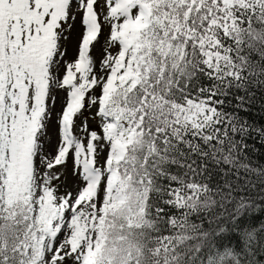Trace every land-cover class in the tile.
<instances>
[{
	"label": "snow or ice",
	"instance_id": "1",
	"mask_svg": "<svg viewBox=\"0 0 264 264\" xmlns=\"http://www.w3.org/2000/svg\"><path fill=\"white\" fill-rule=\"evenodd\" d=\"M262 149L264 0H0V264H264Z\"/></svg>",
	"mask_w": 264,
	"mask_h": 264
},
{
	"label": "trees",
	"instance_id": "2",
	"mask_svg": "<svg viewBox=\"0 0 264 264\" xmlns=\"http://www.w3.org/2000/svg\"><path fill=\"white\" fill-rule=\"evenodd\" d=\"M254 119L259 120L260 119L259 115L257 114L256 116H254ZM261 153H264V149L261 150ZM258 155H259V153H258Z\"/></svg>",
	"mask_w": 264,
	"mask_h": 264
}]
</instances>
